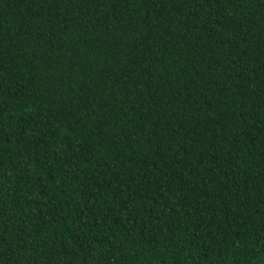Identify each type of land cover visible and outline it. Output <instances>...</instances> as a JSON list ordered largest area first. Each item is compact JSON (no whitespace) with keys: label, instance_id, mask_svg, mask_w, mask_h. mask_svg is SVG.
I'll return each mask as SVG.
<instances>
[{"label":"trees","instance_id":"16d2710c","mask_svg":"<svg viewBox=\"0 0 264 264\" xmlns=\"http://www.w3.org/2000/svg\"><path fill=\"white\" fill-rule=\"evenodd\" d=\"M0 264H264V0H0Z\"/></svg>","mask_w":264,"mask_h":264}]
</instances>
